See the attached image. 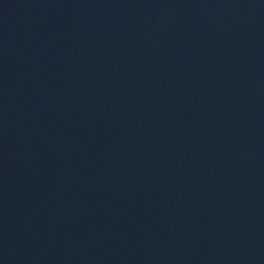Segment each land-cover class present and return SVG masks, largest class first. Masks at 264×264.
<instances>
[{
    "label": "water",
    "instance_id": "obj_1",
    "mask_svg": "<svg viewBox=\"0 0 264 264\" xmlns=\"http://www.w3.org/2000/svg\"><path fill=\"white\" fill-rule=\"evenodd\" d=\"M0 264H264V0H0Z\"/></svg>",
    "mask_w": 264,
    "mask_h": 264
}]
</instances>
